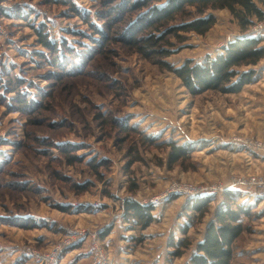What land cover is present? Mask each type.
I'll use <instances>...</instances> for the list:
<instances>
[{"label":"rangeland","instance_id":"1","mask_svg":"<svg viewBox=\"0 0 264 264\" xmlns=\"http://www.w3.org/2000/svg\"><path fill=\"white\" fill-rule=\"evenodd\" d=\"M62 1L0 0V264H100L97 241L107 264H196L218 212L241 229L228 263L264 264V189L241 184L264 176V60L240 93L194 96L132 45L111 42L97 54L89 37H101L84 16L106 30L98 15L107 0ZM256 3L264 11V0ZM214 14L206 35L171 39V65L204 64L236 40L259 37L264 47L255 17L245 25ZM54 44L73 49L57 66ZM12 81L37 101L30 112L18 110L17 91L5 86ZM58 146L77 149L69 154L77 160ZM175 185L192 192L171 193ZM129 203L152 208L150 217ZM84 229L97 238L80 236ZM66 240L71 247L59 250Z\"/></svg>","mask_w":264,"mask_h":264},{"label":"trees","instance_id":"2","mask_svg":"<svg viewBox=\"0 0 264 264\" xmlns=\"http://www.w3.org/2000/svg\"><path fill=\"white\" fill-rule=\"evenodd\" d=\"M116 1L107 0L104 2V9L100 10L98 15L106 30L107 28L110 31L116 28L119 30L113 38L106 35V30L93 25L90 17L84 16L86 24L101 37L100 39L89 37L92 41L94 40L96 48H99L97 54L107 52L105 48L111 42L132 45L146 58L157 59L163 68L175 73L183 86L194 96L208 91H217L223 94L240 93L243 87L255 77L256 73L253 68L264 60L262 40L259 37H253L230 43L223 49L221 55L206 60L204 64L188 60L181 66L175 67L167 61L173 54L171 48L175 46L171 39L175 37L182 40L181 32L193 31L200 35H206L217 25L218 20L214 14L216 11H228L245 25L251 24L248 20L251 17H255L258 21H264V11L258 6L256 0H119V3H115ZM64 4L71 7L75 14L80 15L74 3L65 1ZM38 32L43 40L45 33ZM75 34L86 35L84 32H75ZM47 42L50 43L44 39V43L47 44ZM54 45L50 48L58 56L52 64L57 66L61 58L66 59L64 53L73 49L65 45L64 50L61 51V45ZM91 51L97 52L96 49H91ZM59 53L62 56H59ZM91 56L92 53L87 54L88 58ZM80 60L81 55H77L75 61L69 60L67 69L68 65H72L73 62L75 63L72 67H76L74 65L78 64ZM81 64L82 61L79 65ZM244 68H250V71L241 72ZM9 82L5 86L17 91L14 102L18 103V110L23 113L30 112L37 101H28L22 95L20 82ZM39 97L45 98L44 94ZM38 102L41 103V101ZM58 148L70 163L77 160V157H69V154L77 149L70 146L67 148L58 146ZM180 156V153L175 154V161L180 160ZM127 209L146 219L150 217L149 211L152 210V208L142 207L136 203H129ZM242 213H244L242 208L239 212H230L228 219L237 223ZM226 218V215L224 216L220 212L215 214V219L208 229L209 237L200 245L203 254L194 258L196 264H230L228 258L231 252L226 248L232 246L241 229L239 225L227 222Z\"/></svg>","mask_w":264,"mask_h":264},{"label":"built area","instance_id":"3","mask_svg":"<svg viewBox=\"0 0 264 264\" xmlns=\"http://www.w3.org/2000/svg\"><path fill=\"white\" fill-rule=\"evenodd\" d=\"M257 22L258 23H255V25H254V29L257 33L262 32V34H263L264 33V21H257ZM249 148L252 150H257L258 146L257 145H251V146H249ZM263 151H264V148H263ZM241 184L244 186H249L250 188L260 187V188L264 189V176H257V177L250 176V177H248V179L241 181ZM185 191L187 193L192 192V187H189L186 185H184V186L175 185L172 187V190L170 192L171 193H178V192L186 193ZM80 236H83L84 238L92 236L93 239H96L98 235L96 233H91L90 231L84 229L81 231ZM71 245H72L71 241L66 240L64 242L63 247L59 248V250L67 249V248L71 247ZM104 251L105 250H104L103 245L100 244L99 241H97L94 245V256H95L97 263H100V264H107L108 263V258H107L106 252H104ZM35 254H36V256L41 257L40 254H38L36 252H35ZM42 261H47V260H42Z\"/></svg>","mask_w":264,"mask_h":264},{"label":"crops","instance_id":"4","mask_svg":"<svg viewBox=\"0 0 264 264\" xmlns=\"http://www.w3.org/2000/svg\"><path fill=\"white\" fill-rule=\"evenodd\" d=\"M244 197H247V196L245 195V193H244ZM258 198H259V197H257V198H256V197H254L253 199H258Z\"/></svg>","mask_w":264,"mask_h":264}]
</instances>
